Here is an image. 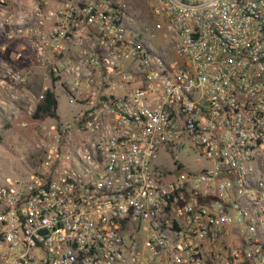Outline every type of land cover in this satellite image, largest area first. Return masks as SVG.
Listing matches in <instances>:
<instances>
[{"label":"built area","instance_id":"1","mask_svg":"<svg viewBox=\"0 0 264 264\" xmlns=\"http://www.w3.org/2000/svg\"><path fill=\"white\" fill-rule=\"evenodd\" d=\"M150 1L5 18L43 68L28 111L77 109L0 183V264H264V0Z\"/></svg>","mask_w":264,"mask_h":264},{"label":"rangeland","instance_id":"2","mask_svg":"<svg viewBox=\"0 0 264 264\" xmlns=\"http://www.w3.org/2000/svg\"><path fill=\"white\" fill-rule=\"evenodd\" d=\"M131 11L142 19H150V0H129ZM31 8L30 0H7L0 9L4 11L5 27L0 31V183L5 184L26 175L34 165V156L40 151L36 148L35 130L47 127L48 117H34L35 111H28L30 105H36L33 96L40 92L39 81L43 68L38 57L28 51L23 33L15 29L5 18L11 14L13 21L19 20V14ZM15 31V30H14ZM13 73L28 76V83H18L12 78ZM45 85L47 80L43 81ZM31 97V103L29 98ZM77 109L69 104L61 93L57 96L56 114L59 119H67ZM192 168L191 157L182 155Z\"/></svg>","mask_w":264,"mask_h":264},{"label":"trees","instance_id":"3","mask_svg":"<svg viewBox=\"0 0 264 264\" xmlns=\"http://www.w3.org/2000/svg\"><path fill=\"white\" fill-rule=\"evenodd\" d=\"M56 101L51 91L47 92L45 100L41 101L34 112V117H57L56 114ZM1 143V136H0Z\"/></svg>","mask_w":264,"mask_h":264}]
</instances>
